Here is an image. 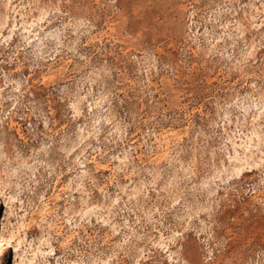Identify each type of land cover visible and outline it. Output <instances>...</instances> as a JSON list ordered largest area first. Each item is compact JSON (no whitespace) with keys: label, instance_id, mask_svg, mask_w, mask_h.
I'll list each match as a JSON object with an SVG mask.
<instances>
[{"label":"rangeland","instance_id":"1","mask_svg":"<svg viewBox=\"0 0 264 264\" xmlns=\"http://www.w3.org/2000/svg\"><path fill=\"white\" fill-rule=\"evenodd\" d=\"M255 128L264 0H0V264H264Z\"/></svg>","mask_w":264,"mask_h":264},{"label":"bare ground","instance_id":"2","mask_svg":"<svg viewBox=\"0 0 264 264\" xmlns=\"http://www.w3.org/2000/svg\"><path fill=\"white\" fill-rule=\"evenodd\" d=\"M24 28H26V26L24 25ZM28 30V28H27ZM38 39V38H37ZM248 137V141L245 142V144L243 145V150L240 152L239 149L237 147H235V153L234 155H231L233 162V169L237 172V173H241L242 175H245L246 172H251L254 171L255 169H257L258 167H260L261 164V160L264 161L263 157L264 156V150L261 147V145H263L264 143V137L263 135H261L260 131L258 129H253L251 131V134L247 135ZM254 141V143H253ZM241 145V144H238ZM257 148V150H259L260 152H258L257 155H255V149ZM261 147V149H260ZM259 153H262L261 156L259 155ZM260 157V159H259ZM263 166V165H262ZM236 173V174H237ZM4 240V239H3ZM7 240V239H6ZM7 242L9 243V240H7ZM19 245V243L17 244V246ZM19 250V248H18ZM45 251L41 250V254H44ZM50 253V252H49ZM21 263L20 264H35L33 263V260L31 258L27 259L26 256L23 254V256H21ZM60 264V263H57Z\"/></svg>","mask_w":264,"mask_h":264}]
</instances>
